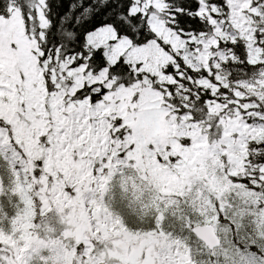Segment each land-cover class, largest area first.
I'll return each instance as SVG.
<instances>
[{"label":"snow or ice","instance_id":"6c2138e0","mask_svg":"<svg viewBox=\"0 0 264 264\" xmlns=\"http://www.w3.org/2000/svg\"><path fill=\"white\" fill-rule=\"evenodd\" d=\"M0 264H264V0H0Z\"/></svg>","mask_w":264,"mask_h":264}]
</instances>
